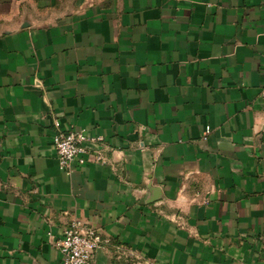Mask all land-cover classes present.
<instances>
[{
    "label": "crops",
    "instance_id": "obj_1",
    "mask_svg": "<svg viewBox=\"0 0 264 264\" xmlns=\"http://www.w3.org/2000/svg\"><path fill=\"white\" fill-rule=\"evenodd\" d=\"M74 220L91 264H264V0H0V264Z\"/></svg>",
    "mask_w": 264,
    "mask_h": 264
},
{
    "label": "built area",
    "instance_id": "obj_2",
    "mask_svg": "<svg viewBox=\"0 0 264 264\" xmlns=\"http://www.w3.org/2000/svg\"><path fill=\"white\" fill-rule=\"evenodd\" d=\"M87 141H100V138L86 137L82 132L55 134L53 145L58 168L60 170L68 169L73 160H77L80 165L84 164L87 158L84 144ZM95 159L99 160L100 158ZM102 242L98 231L85 227L79 220L72 221L57 244L62 257L61 264H91L94 253L101 248ZM115 249L118 259H126L132 256L129 251L124 250L121 246H115Z\"/></svg>",
    "mask_w": 264,
    "mask_h": 264
}]
</instances>
